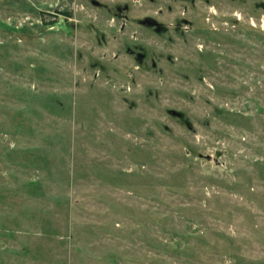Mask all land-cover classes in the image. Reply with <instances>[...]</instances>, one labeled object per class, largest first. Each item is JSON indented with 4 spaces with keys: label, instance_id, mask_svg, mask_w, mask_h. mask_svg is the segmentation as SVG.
<instances>
[{
    "label": "rangeland",
    "instance_id": "obj_1",
    "mask_svg": "<svg viewBox=\"0 0 264 264\" xmlns=\"http://www.w3.org/2000/svg\"><path fill=\"white\" fill-rule=\"evenodd\" d=\"M112 4L0 0V264H264V9L138 67Z\"/></svg>",
    "mask_w": 264,
    "mask_h": 264
},
{
    "label": "flooded vegetation",
    "instance_id": "obj_2",
    "mask_svg": "<svg viewBox=\"0 0 264 264\" xmlns=\"http://www.w3.org/2000/svg\"><path fill=\"white\" fill-rule=\"evenodd\" d=\"M111 1L114 24L120 23L118 29L126 36L125 49L138 67L148 66L149 60L157 66L158 60L150 55L163 54L166 49L194 47L208 54L227 53L231 44L240 42L235 31L240 29L243 16L238 10L247 7V15L253 18L250 10L258 16L260 8L264 9V0H91L97 5ZM52 13L65 12L58 8ZM97 39L107 44L105 34ZM168 59L173 60L171 56ZM94 64L103 67L99 62Z\"/></svg>",
    "mask_w": 264,
    "mask_h": 264
},
{
    "label": "water",
    "instance_id": "obj_3",
    "mask_svg": "<svg viewBox=\"0 0 264 264\" xmlns=\"http://www.w3.org/2000/svg\"><path fill=\"white\" fill-rule=\"evenodd\" d=\"M170 112H171L172 114H175V115H178V116H181V115H182L179 111H177V110H175V109H171ZM208 157L210 158L211 156L209 155Z\"/></svg>",
    "mask_w": 264,
    "mask_h": 264
}]
</instances>
